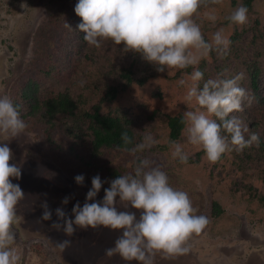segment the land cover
Masks as SVG:
<instances>
[{
	"label": "rangeland",
	"instance_id": "374dc122",
	"mask_svg": "<svg viewBox=\"0 0 264 264\" xmlns=\"http://www.w3.org/2000/svg\"><path fill=\"white\" fill-rule=\"evenodd\" d=\"M243 1L223 0L221 5L215 6L218 16L215 24L198 21L206 41L219 28L225 29L230 40L236 34L235 28L240 31L236 46L231 44L225 57L220 58L212 52L200 62L198 68L204 73L200 85L202 87L204 81L225 70L229 78L242 73L239 83L247 95L243 111L234 112L233 116L248 127L246 138L255 132L262 140L259 147L253 145L239 153H225L212 164L204 159L203 152L199 158L195 155L201 150L187 143L183 129L175 141L184 146L189 159L197 160L188 159L182 164L171 155L172 140L166 115H183L187 110L183 102L187 85H180L178 81L187 80L193 67L158 72L154 65L138 55L122 54V46L111 42H104L100 48L82 47L81 32L75 30L76 22H82L74 11L78 0H0V96L7 95L14 101L25 80L42 78L40 72L50 65L53 77L44 80L43 95L64 89L70 83L67 80L85 83L88 68L92 69L94 81L104 77L110 81L128 65L136 67L137 77L151 75L145 84H133L120 92L113 103L104 106L105 111L108 108L125 109L133 122L136 143L145 135H151L157 141L153 147L136 155L150 159L154 166H161L171 186L187 192L195 214L207 217L208 223L201 233L194 234L186 242L185 257H146L145 262L130 264H264V101L260 102L264 96V58L258 83L259 97H256L247 71V62L256 50L251 44L252 30L242 29L244 25L229 27L225 19L237 6L243 5ZM21 4L26 6L23 8ZM256 17L264 20V0L253 2L248 20ZM66 29L75 33L66 38ZM69 41L73 45L68 58H62L55 65V51ZM25 108L27 110V104L23 103L20 116L25 113ZM21 118L26 128L19 136L12 138L0 133V143H7L12 150L10 163L21 168V178L12 179V183L18 184L24 192L16 208L17 222L13 226L15 247L21 257L19 264H129L118 255H105V250L113 247L120 235L118 231L104 227L78 228L68 237L51 225L63 223L58 221L57 208H63L71 217L77 202L83 206L92 178L99 175L102 179L100 171L116 170L121 175L127 174L133 170L136 156L113 148L105 149L96 159L91 155V146L83 145L79 151L80 159L76 160L68 149L72 139L60 127L51 132L60 147L53 148L46 140L45 125L37 116ZM30 167L35 168V173L31 174ZM77 175L84 176L82 185L75 182ZM109 186V183H103L96 200L103 199L104 189ZM65 197L69 198L66 205L62 204ZM45 201L52 212L47 221L41 220L44 211L41 204ZM214 201L222 209L219 215L213 214ZM66 239L72 243L62 251L57 242Z\"/></svg>",
	"mask_w": 264,
	"mask_h": 264
},
{
	"label": "clouds",
	"instance_id": "9594fccd",
	"mask_svg": "<svg viewBox=\"0 0 264 264\" xmlns=\"http://www.w3.org/2000/svg\"><path fill=\"white\" fill-rule=\"evenodd\" d=\"M223 0H78L75 13L81 18L77 26L84 33L89 46L100 48L104 42L122 46V54L136 53L154 65L156 71L184 70L193 67L188 79H180V85H187L183 102L181 123L187 143L202 150L204 159L216 163L223 154L242 152L253 145L259 147L258 133L249 129L236 116L230 114L243 111L246 90L240 86L243 74L228 78L225 72L203 82L204 73L199 70L200 62L215 52L225 57L231 40L224 28L215 31L210 40H205L198 21L215 24L217 5ZM21 4V7H25ZM203 9V11H201ZM229 27L243 26L248 22V8L237 6L225 17ZM68 26V25H66ZM70 27V26H68ZM26 124L17 107L7 95L0 96V133L6 137L19 136ZM123 151L136 156L131 172L102 181L99 175L91 180L83 206L77 202L69 215L63 208L55 210L58 221L51 227L71 237L76 230L99 227L118 231L114 246L105 250V255H118L126 262H145L148 254L162 252L178 255L188 251L186 242L199 234L208 223L207 217L195 214L187 192L171 186L167 173L148 158H140L157 141L145 135L134 147L133 138L127 131L121 133ZM173 159L186 164L189 154L176 141L170 144ZM13 158L7 143H0V264H19L20 254L15 247L17 205L24 192L12 179L21 178V168L10 163ZM75 182L82 185L83 175H77ZM102 200H96L103 183ZM65 197L62 204H67ZM121 205L120 208L117 205ZM41 220L52 217L45 202ZM74 217V218H72ZM71 240L57 242L62 251L71 245Z\"/></svg>",
	"mask_w": 264,
	"mask_h": 264
},
{
	"label": "trees",
	"instance_id": "16d2710c",
	"mask_svg": "<svg viewBox=\"0 0 264 264\" xmlns=\"http://www.w3.org/2000/svg\"><path fill=\"white\" fill-rule=\"evenodd\" d=\"M253 2L254 0L243 1V6L248 8V13L252 9ZM79 19L81 18L79 17ZM79 24L80 23L77 21L75 26V30L77 31L79 30L77 27ZM242 29H246V31L248 29L252 30L251 44L256 46V50L252 53L253 57L247 62V71L249 74V82L254 88V95L259 97L258 83L261 74V64H263L262 60L264 58V20L259 17L248 20ZM68 31L69 30L65 33L66 38L75 33L74 31ZM237 32L240 31L238 28H235L234 33L236 34L231 39V44L234 46H236L235 43L239 39ZM81 35V46L84 47L88 44L83 38L84 33L81 32ZM72 45L71 41L68 43L65 42V45H62L60 49L55 51V65H57L58 61L62 58L63 60L68 58ZM136 55H138V58H141L139 54ZM50 68H52V65L44 68L40 72L42 78L36 79L29 77L26 79L21 87V93H19L18 98L15 99L13 103L17 107L19 113L22 110L23 103L27 104V110L25 108L26 111L21 117L29 119L37 116L38 120L45 125L44 132L46 140L53 148H60L59 144L56 143L55 139L51 136L52 130L59 127L72 139V143L68 149L69 154L73 158H76V160L80 159L81 153H79V151L83 145L91 146V155L96 159L105 149L112 150L116 148L123 150L124 145L121 140V133L124 131H127L128 135L133 138V144L128 145V147H134L136 136L132 127V119L129 117L128 113L125 109L120 108H108L107 111H105L104 106L113 103L118 94L125 91L131 85L145 84L151 75L146 74L137 77L134 72L136 67L128 65L127 67H122L118 71L116 77L110 81H106L105 77L98 78L94 81V79L92 80L91 78L93 73L92 69L88 68L85 83L81 80H67L70 83L66 84L64 89L50 93L49 95H43L41 94V90L44 85V80L49 81L48 76L53 77V74L50 73ZM55 69H57V66ZM226 77L229 78V74ZM92 97H96L97 101L91 102L90 99H92ZM262 101H264V96L260 98V102ZM247 102L254 105L250 101ZM230 115L233 116V113ZM182 117V114L174 116L166 115L169 137L172 141L178 140L184 129V125L181 123ZM261 140L262 137H260V141ZM202 152V150L198 151L195 155L199 158ZM191 160L195 161L197 159ZM30 170L32 171L31 174L33 172L35 173V168L30 167ZM100 175H103L102 181H110L121 174L114 170L100 171ZM34 176H36V174H34ZM221 212V207L214 201L213 214L219 215ZM184 254L185 253L167 255L162 252H156L148 254L146 257H180L181 255L185 257Z\"/></svg>",
	"mask_w": 264,
	"mask_h": 264
}]
</instances>
